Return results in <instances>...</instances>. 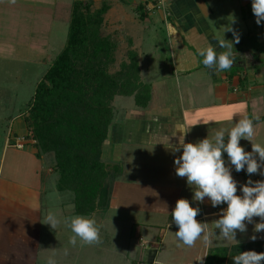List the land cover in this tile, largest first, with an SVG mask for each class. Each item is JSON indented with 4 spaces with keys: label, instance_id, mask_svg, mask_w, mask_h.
Here are the masks:
<instances>
[{
    "label": "crops",
    "instance_id": "crops-1",
    "mask_svg": "<svg viewBox=\"0 0 264 264\" xmlns=\"http://www.w3.org/2000/svg\"><path fill=\"white\" fill-rule=\"evenodd\" d=\"M75 2L90 3L94 10L109 5L105 31L125 61L128 52L138 54L150 100L141 107L134 96L114 99L101 160L116 173L108 182V205L90 215L100 226L101 243L93 245L69 243L72 232L63 220L78 215L74 194L59 190L54 160L18 147L28 133L21 110L7 117L11 129L0 146V264H47L49 258L56 264H206L215 249L228 248L214 230L227 205L193 200L186 178L175 173L174 160L182 155L175 148L181 129L188 131L185 143H196L244 115L259 117L254 142L264 145V22L256 23L252 0H169V16L154 9L155 0H0V14L4 7L29 5L49 14L54 25L61 23L53 19L56 5ZM223 37L238 56L231 69L218 73L202 64L198 49L213 45L222 51L217 40ZM13 44L0 38V57H17L21 47ZM37 61L46 65L44 56ZM240 144L251 152L250 141ZM223 155L242 194L240 186L260 174L236 172ZM180 198L199 207L197 219L215 232L210 244L197 240L189 248L176 239L171 212ZM48 212L61 220L55 230L43 223Z\"/></svg>",
    "mask_w": 264,
    "mask_h": 264
},
{
    "label": "trees",
    "instance_id": "trees-1",
    "mask_svg": "<svg viewBox=\"0 0 264 264\" xmlns=\"http://www.w3.org/2000/svg\"><path fill=\"white\" fill-rule=\"evenodd\" d=\"M108 10V4L98 10L90 3L56 5L53 19L69 25L67 42L37 84L24 117L36 141V157L54 155L59 190L72 192L76 213L85 216L108 205L112 168L101 157L115 97L134 96L141 107L150 100L136 52H128V61L122 62L120 80L108 73L118 54V45L105 31Z\"/></svg>",
    "mask_w": 264,
    "mask_h": 264
},
{
    "label": "clouds",
    "instance_id": "clouds-1",
    "mask_svg": "<svg viewBox=\"0 0 264 264\" xmlns=\"http://www.w3.org/2000/svg\"><path fill=\"white\" fill-rule=\"evenodd\" d=\"M15 3V0H9ZM252 13L256 23L264 22V0H252ZM227 31H232L228 28ZM235 43H239V36L235 35ZM217 51L213 45L198 49V55L202 58V64L216 72H224L231 69L235 64L238 53L235 51L233 42L218 39ZM246 58V57H245ZM254 119L244 115L230 128H219L214 131L211 138L206 137L196 143H185L184 136L188 131L181 129L179 145L175 151L182 149V155L174 160L175 173L178 177L186 178L187 184L193 190V200L203 203L205 198L211 202L212 207L226 204L219 213V218L214 221V230L219 229V236L225 240H236L237 231H247L246 223H252L254 217H259V223H255L254 232L264 231V180L252 181L240 186L238 193L237 181L233 178L231 168L226 164L224 153L227 154L228 162L234 166L236 172L245 170L251 176L259 173L264 176V145L254 142L256 134ZM251 142V152L241 146V140ZM200 213L199 207H193L188 199L180 198L176 201L171 212L172 221L178 230L175 232L176 239L184 246L193 247L197 240L204 244L211 243L214 230H209L208 223L197 219ZM43 223L56 229L61 220L53 212H48ZM72 236L69 243L75 247L79 240L81 245H93L101 243L100 226L94 217L74 215L63 220ZM253 235L251 239L256 240ZM64 254L67 255V249ZM234 264H264V252L244 251L235 255ZM202 258L198 261H201ZM47 264H56L49 258Z\"/></svg>",
    "mask_w": 264,
    "mask_h": 264
},
{
    "label": "rangeland",
    "instance_id": "rangeland-1",
    "mask_svg": "<svg viewBox=\"0 0 264 264\" xmlns=\"http://www.w3.org/2000/svg\"><path fill=\"white\" fill-rule=\"evenodd\" d=\"M4 11L5 14H0V38L3 41H9L14 43L13 45L20 46L21 50L17 57H14V55L11 58L0 57V146L1 141L4 137H8L11 129V123L7 117L9 115L15 116L20 110L22 119L27 115V103L31 100L35 87L41 80L44 71L46 72V68L52 64L55 57L62 51L69 30V26L65 23L52 25L49 14L45 11L39 12L29 5L4 7ZM160 38L158 46L164 49L165 44ZM154 39L151 36V40ZM152 42L155 44L156 40ZM152 55L150 53V57ZM43 56L46 59V65L44 63L38 64L37 60L43 58ZM124 57L125 54L121 51L117 54L113 64H108V73L115 79L120 80V75L124 73V68H121L124 64L122 63ZM262 132L264 134V131ZM262 139L264 141L263 135ZM22 143L23 146L29 147L36 144L33 134L29 130ZM250 146L248 145V147ZM44 156L46 162H48V159L54 160L53 154ZM113 170L108 172L111 176L116 173ZM258 180H264V176H252V181ZM259 222H261L259 217H254L252 223L245 222L247 231L244 233L237 231L236 240H224V246L228 247L225 248L226 253L222 251L223 248L215 249L211 252V259L208 263L230 264L233 256L240 252L250 250L258 253L264 252V231L254 232V225ZM253 235L257 237L254 241L251 239ZM223 254H225V257H223ZM222 260L224 261L222 262Z\"/></svg>",
    "mask_w": 264,
    "mask_h": 264
},
{
    "label": "built area",
    "instance_id": "built-area-1",
    "mask_svg": "<svg viewBox=\"0 0 264 264\" xmlns=\"http://www.w3.org/2000/svg\"><path fill=\"white\" fill-rule=\"evenodd\" d=\"M168 1L169 0H155L154 2V9L165 12L166 16L170 15L168 10ZM18 147L22 148L23 144H18Z\"/></svg>",
    "mask_w": 264,
    "mask_h": 264
}]
</instances>
